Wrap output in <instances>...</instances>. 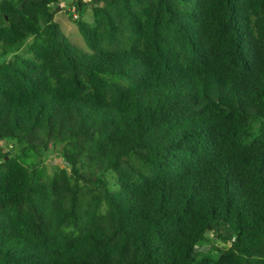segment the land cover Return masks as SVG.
Segmentation results:
<instances>
[{"label":"trees","instance_id":"16d2710c","mask_svg":"<svg viewBox=\"0 0 264 264\" xmlns=\"http://www.w3.org/2000/svg\"><path fill=\"white\" fill-rule=\"evenodd\" d=\"M58 2L0 0V264H264V0Z\"/></svg>","mask_w":264,"mask_h":264},{"label":"rangeland","instance_id":"374dc122","mask_svg":"<svg viewBox=\"0 0 264 264\" xmlns=\"http://www.w3.org/2000/svg\"><path fill=\"white\" fill-rule=\"evenodd\" d=\"M81 2H87L88 0H80ZM78 8V0H59L58 4L52 8V13L55 18V22L59 25V28L62 32H64L68 39L78 48L84 49V44L77 33L75 25L72 23L73 21L70 19L71 14H76V9ZM83 20L86 22L92 23L91 10L89 6L85 7V12L83 16ZM3 58L0 56V64L3 62ZM2 153H6L9 151V146L5 141L0 142ZM43 166L46 168L48 173H53L54 171H58L59 169L67 168V164L63 159L62 155L57 151L50 147L49 151H47L42 160ZM202 246H210L217 245L223 247L221 241H216L211 234H209L208 238L201 244ZM212 257H215V254H211Z\"/></svg>","mask_w":264,"mask_h":264}]
</instances>
